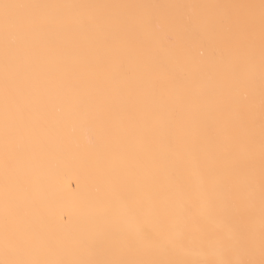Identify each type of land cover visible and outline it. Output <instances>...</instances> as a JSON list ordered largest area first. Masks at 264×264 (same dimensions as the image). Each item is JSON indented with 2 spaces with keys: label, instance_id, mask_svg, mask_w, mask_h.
<instances>
[{
  "label": "snow or ice",
  "instance_id": "6c2138e0",
  "mask_svg": "<svg viewBox=\"0 0 264 264\" xmlns=\"http://www.w3.org/2000/svg\"><path fill=\"white\" fill-rule=\"evenodd\" d=\"M201 78L209 87L197 90ZM164 81L187 109L169 105ZM84 125L95 132L88 145L75 139ZM131 136L172 173L191 163L198 203L177 212L139 199L141 185L129 184L139 160L124 155ZM56 157L99 179L100 207L71 239L51 234L34 194ZM120 191L134 234L108 207ZM0 264H264V0H0Z\"/></svg>",
  "mask_w": 264,
  "mask_h": 264
},
{
  "label": "bare ground",
  "instance_id": "6f19581e",
  "mask_svg": "<svg viewBox=\"0 0 264 264\" xmlns=\"http://www.w3.org/2000/svg\"><path fill=\"white\" fill-rule=\"evenodd\" d=\"M23 3H99V4H258L259 0H18ZM190 12L191 9H185ZM216 11V10H204ZM163 87L170 89L167 102L173 106L188 108L187 101L179 86L167 81ZM209 87L208 81L201 78L197 83V90ZM175 118H179L177 111ZM168 117L165 116L160 124L166 127ZM195 127L191 121L187 123L183 134L190 133ZM95 138V132L87 125L78 127L75 139L80 145H88ZM129 152L127 157L134 152L139 160L132 168L129 184L141 185L138 198L148 202L155 201L162 207L172 205L177 212L181 210L186 200L191 198L192 203H198L196 197L200 189L201 176L191 163H188L178 173L170 172L162 162H154L147 153L145 146L139 142L136 136L128 138ZM158 147L161 152L167 151V142L161 139ZM241 155H246V150H241ZM190 185V192L185 193V184ZM98 177L89 169L79 163L71 162L63 157L51 158L40 172V183L35 189V197L38 207L43 213L45 224L51 229V234L63 239H71L79 235L87 218L100 207L97 199ZM107 203L110 212L118 215L120 226L134 234V222L123 215L124 206L128 203L126 191H120L116 195H108ZM148 231H158L159 225L155 218L149 217L145 221ZM142 246L146 241H140ZM193 256L199 257L201 250L193 246L190 248Z\"/></svg>",
  "mask_w": 264,
  "mask_h": 264
}]
</instances>
